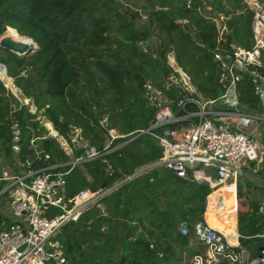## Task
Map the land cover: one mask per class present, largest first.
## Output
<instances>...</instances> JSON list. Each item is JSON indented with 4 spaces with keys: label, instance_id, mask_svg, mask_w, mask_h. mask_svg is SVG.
<instances>
[{
    "label": "trees",
    "instance_id": "obj_1",
    "mask_svg": "<svg viewBox=\"0 0 264 264\" xmlns=\"http://www.w3.org/2000/svg\"><path fill=\"white\" fill-rule=\"evenodd\" d=\"M252 19L243 0H0V37L12 31L36 45L26 58L0 48V167L3 163L16 175L25 160L33 169L59 165L53 171L66 172L61 193L67 206L80 190L109 189L55 233L68 264H189L193 255L204 253L192 237V224L213 219L206 199L208 210H216L218 192L211 193L206 182L151 166L161 156L153 136L160 130L137 133L156 111L144 86L163 87L171 73L166 56L172 53L201 99L216 100L223 88L213 54L251 49ZM259 61L256 70L264 75V49ZM235 90L243 111L262 112L250 76L243 74ZM14 92L30 100L31 108ZM165 94L183 95L174 89ZM102 120L122 135L105 155L112 173L99 159L68 165L83 154L71 146L73 136L101 151L108 139ZM12 122L18 124L16 142ZM64 141L68 150L61 148ZM45 153L49 159L43 160ZM5 173L1 168L0 177ZM7 183L0 180V192ZM222 192L221 204L234 207L233 190ZM7 193H0L1 203ZM259 206L253 201L236 217L238 248L251 257L264 246ZM1 222L9 224L0 215ZM182 223L185 235L179 231Z\"/></svg>",
    "mask_w": 264,
    "mask_h": 264
},
{
    "label": "built area",
    "instance_id": "obj_2",
    "mask_svg": "<svg viewBox=\"0 0 264 264\" xmlns=\"http://www.w3.org/2000/svg\"><path fill=\"white\" fill-rule=\"evenodd\" d=\"M243 1L253 13L251 31L254 43L249 50L235 47L227 54L214 52V60L219 67L217 82L223 88V93L216 100L201 99L188 77L177 66L172 53L166 56L171 73L163 87L158 88L150 82L144 86V97L156 111L149 126L137 133L160 130L153 136L161 149V156L151 166L170 170L182 179L206 182L211 193L233 190L235 194L243 162L256 161L260 155L258 141L243 132L240 126L264 121V75L256 70L260 67V51L264 49V4L257 0ZM145 45L144 41L140 43L143 51ZM243 74L252 79L253 92L262 105L261 113L243 111L237 100L235 87ZM170 89L181 92L182 97H168L165 91ZM217 102L222 104L221 109L213 108ZM101 124L108 133L101 151L80 143L73 136L70 138L71 146L82 148L83 154L68 165L99 159L105 172L112 173L105 155L111 150V141L122 135L108 127L105 120ZM10 129L12 141L16 142L19 137L18 124L12 122ZM61 148L68 150V143L64 141ZM31 164V161L25 160L24 171L0 177V180L8 182L1 192L8 190L6 199L10 214L8 225L0 223V264H68L62 245L53 240L55 233L67 222L75 221L109 189L80 190L67 206L61 193L66 172L53 171L59 165L33 169ZM198 166L212 169L215 179L202 174L197 179L195 173L198 171L195 168ZM216 200L220 206L218 194ZM51 210L55 212L49 215ZM258 210L264 216V208L259 206ZM179 231L187 234V225L182 223ZM192 237L204 248V253L193 255L190 264H219L221 260L230 264H264V246L257 256L251 257L238 245H230L224 234L208 226L205 221L192 224ZM235 247L237 250L232 249Z\"/></svg>",
    "mask_w": 264,
    "mask_h": 264
},
{
    "label": "crops",
    "instance_id": "obj_3",
    "mask_svg": "<svg viewBox=\"0 0 264 264\" xmlns=\"http://www.w3.org/2000/svg\"><path fill=\"white\" fill-rule=\"evenodd\" d=\"M221 107H222V104L217 102L213 108L221 109ZM240 128L243 132L250 134L252 137H254L258 141V143L260 145V155L258 157V160H256V161H251V162L244 161L243 162L242 174L238 177V179L236 181V192H235L236 207L238 205V201L243 200L244 196H245V199H247V200L249 199V198H247L246 193H243V189H242V186L244 185L245 181L249 184L248 186H250V188H252V189L254 188L258 191H260L261 189L264 190V151L261 149L262 146L264 147V135H259L256 132V128H255L254 124L247 123L243 126H240ZM238 191L240 194V198L236 197ZM6 198L2 203L0 202V215L2 217H5L9 221L10 220V214H9L8 209H7V199ZM252 200H250V201L252 202ZM256 201L259 202L260 206H262L260 204V201H258V200H256ZM244 206H247V205L245 204ZM235 233H236L235 237L233 239H231L233 244L230 243V245H232V246H236L238 244L236 223H235ZM226 239H228V237H226Z\"/></svg>",
    "mask_w": 264,
    "mask_h": 264
},
{
    "label": "bare ground",
    "instance_id": "obj_4",
    "mask_svg": "<svg viewBox=\"0 0 264 264\" xmlns=\"http://www.w3.org/2000/svg\"><path fill=\"white\" fill-rule=\"evenodd\" d=\"M4 35L8 36L10 39L21 42L25 45H31L33 46L34 44L25 39V38H20L14 35L12 31H6ZM25 100V101H24ZM20 99V104L21 105H27L28 108H31V104L29 103L30 100L28 99ZM55 131V130H54ZM56 132V131H55ZM49 134L52 137H55V135L50 133ZM43 159H49V154L45 153ZM215 212L212 213L213 219H207L205 220L206 224L210 226L211 228H214L218 231H220L222 234H224L226 237H228V242L233 244L231 239H233L236 235L235 233V223H236V205L234 207L232 206H221L220 213Z\"/></svg>",
    "mask_w": 264,
    "mask_h": 264
},
{
    "label": "rangeland",
    "instance_id": "obj_5",
    "mask_svg": "<svg viewBox=\"0 0 264 264\" xmlns=\"http://www.w3.org/2000/svg\"><path fill=\"white\" fill-rule=\"evenodd\" d=\"M34 46V45H33ZM2 80V79H1ZM12 84L11 80L9 81H5V84H4V87L5 89L9 90L10 88V85ZM18 100L20 99H23L20 94L18 92H14L13 94ZM24 100V99H23ZM25 101V100H24ZM20 102V101H19ZM41 120V119H40ZM250 124H254L255 128H256V132L259 134V135H264V121L260 122V121H253L251 122ZM263 151H264V147L262 146L261 148ZM3 168V170H5L6 172V175H9L10 174V170L2 163V166L0 167V169ZM195 169H198V172L195 173V177L197 179L201 178L202 175H212L213 171L212 169H208V168H205L203 166H198L196 167ZM200 172V173H199ZM202 174V175H201ZM249 184L245 181L244 185L242 186V189H243V193H246L247 195V198H249L250 200L253 201H260V204L264 207V190L261 189L260 191L256 190V189H252L250 188V186H248ZM210 195V194H209ZM245 195V194H244ZM233 197H234V200H233V203L234 205H236L235 203V194H234V191H233ZM247 200L245 199V196L243 198V200L241 201H238V205H237V208H236V217H237V211L238 210H245L247 209V206L249 203H251L250 200ZM256 199V200H255ZM207 199H206V212L207 213H214L215 212H219L220 213V210H221V206H226V205H223L221 204L220 206H218V203H217V209L216 210H213V211H209L208 208H207ZM247 205V206H244V205ZM218 213V214H219ZM204 220V218H203ZM205 221V220H204ZM183 260L186 261V256L183 255ZM189 264H190V260H188Z\"/></svg>",
    "mask_w": 264,
    "mask_h": 264
},
{
    "label": "water",
    "instance_id": "obj_6",
    "mask_svg": "<svg viewBox=\"0 0 264 264\" xmlns=\"http://www.w3.org/2000/svg\"><path fill=\"white\" fill-rule=\"evenodd\" d=\"M26 39L31 41L29 38H26ZM0 48L5 49L11 53H14L15 55H17L19 57L26 58L29 54H31L33 52L34 49H36V45L35 44H34V46L25 45L21 42L12 40L8 36L3 34L0 37ZM218 199L220 202H222V200H223V192L222 191H218ZM22 247H20V248H22Z\"/></svg>",
    "mask_w": 264,
    "mask_h": 264
}]
</instances>
